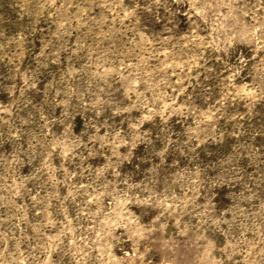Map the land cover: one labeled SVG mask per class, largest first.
Masks as SVG:
<instances>
[{"label":"rangeland","instance_id":"rangeland-1","mask_svg":"<svg viewBox=\"0 0 264 264\" xmlns=\"http://www.w3.org/2000/svg\"><path fill=\"white\" fill-rule=\"evenodd\" d=\"M0 264H264V0H0Z\"/></svg>","mask_w":264,"mask_h":264}]
</instances>
